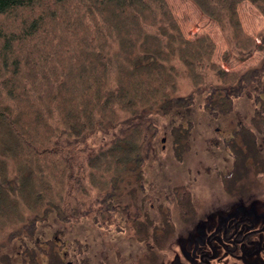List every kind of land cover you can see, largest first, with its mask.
<instances>
[{"label": "trees", "instance_id": "1", "mask_svg": "<svg viewBox=\"0 0 264 264\" xmlns=\"http://www.w3.org/2000/svg\"><path fill=\"white\" fill-rule=\"evenodd\" d=\"M189 1L236 57L264 50V32L258 44L239 14L249 1L264 18V0ZM216 50L210 34H185L167 0H0V239L27 229L37 247L51 215L69 224L91 196L111 194L150 121L123 136L119 125L155 110L184 120L186 87L209 92L210 114L264 99L257 76L225 70ZM100 132L117 135L86 156L80 145Z\"/></svg>", "mask_w": 264, "mask_h": 264}, {"label": "flooded vegetation", "instance_id": "2", "mask_svg": "<svg viewBox=\"0 0 264 264\" xmlns=\"http://www.w3.org/2000/svg\"><path fill=\"white\" fill-rule=\"evenodd\" d=\"M235 101L218 116L231 114ZM251 103L257 104L251 114L236 110L234 118L220 119L215 132L221 139L204 149L216 159L213 167L158 186L148 183L140 156L123 171L132 179L119 180L122 195L114 188L101 208L87 212L94 215L86 248L73 237L69 260V243L57 233L52 253L67 264H264V134L254 139V130L264 128V99ZM40 241L48 253L49 242Z\"/></svg>", "mask_w": 264, "mask_h": 264}, {"label": "rangeland", "instance_id": "3", "mask_svg": "<svg viewBox=\"0 0 264 264\" xmlns=\"http://www.w3.org/2000/svg\"><path fill=\"white\" fill-rule=\"evenodd\" d=\"M167 1L182 29L189 38H194L203 33L211 35L217 45L214 60L220 63L222 68L229 71H251L253 75L257 76L256 78L261 86H264V50L256 51L246 58L242 56L236 57L233 53L228 51L225 37L218 26L206 17L193 2L189 0ZM239 14L245 30L250 35L257 38V43L260 44L261 39H259L258 36L261 32H264V18L262 15L249 1H244L239 5ZM253 84L257 83L253 82L251 85ZM185 91L187 93L192 91L190 94L195 97L193 100L195 103L194 105L189 106V112H187L186 115L187 118L190 117L189 122L187 120H182V115L180 113L175 114L174 111L166 113L162 110H155L146 114L145 118H134L119 125L117 132H119L118 134H120V136H123L133 125L141 123L143 119L150 121V128L146 133V139L143 143V151L141 154L142 158L146 159V162L144 163L146 172L145 178L148 183L155 182L156 185L160 186L166 184V181L169 179L186 180L188 179L187 174L199 177V170H203L208 166L213 167L216 163V159L209 156L204 149L207 150L206 143H212L215 140L221 139V136L215 132V129L218 126H221L219 124L221 121L220 119H226V117L230 119L234 118L237 115V112H242L244 115H248V113L251 114L252 110L257 106V104L252 105L251 103V101L255 100L252 95V98L249 99L236 100L235 102L237 103H235L236 108L234 111L231 114H225L221 117L218 116V114H210V111L206 110V106L215 102L211 98L207 99L209 97V92H207V90L186 87ZM240 101L249 102L245 104L243 102L240 103ZM252 106H254V108ZM231 110H233V108ZM236 110L237 112H235ZM257 115L260 116V113ZM182 122L183 124H181ZM111 128L112 127L110 126L109 129ZM186 130L191 134L189 139L184 135ZM254 131V139L257 140L258 138H262L264 128H262V133H260L261 131ZM117 132L114 134L109 132L110 134H106L105 138L101 132L99 134H90L84 139L85 141L80 147L85 151L86 156H89L90 154L95 153L101 144L106 146L111 144V142L114 141ZM163 138H166L165 142H162ZM163 147L165 149H163ZM174 148H183L185 150L183 151L184 154H177L173 151ZM217 149L218 148L213 150ZM106 167L108 166H105L104 168ZM124 172L120 175L121 182L125 179H132L130 175L125 176ZM257 177V173L254 171L252 179H256ZM115 189V194L117 196L122 195L119 185H117ZM102 198L104 199L103 195L98 196L97 194H94L91 196L87 200V203L78 211V220L74 217L75 219L73 222L69 224L62 221H55L54 223L52 221L53 215H51L49 222L45 221L42 225L40 224L38 226V230L34 235H38L40 239H46L49 242L48 253H45L43 249L40 248L42 244L40 243L41 241L36 247L35 242H33V239L30 236L33 232H26L27 229L23 234V238L11 236L1 238L0 264H67L62 263L60 258L52 253L51 248L54 246V237L57 233H61V235L68 241L69 247H67V250L70 251V254L68 255L69 260L71 259L73 252V237L77 236L81 238L84 242L83 246L85 249L86 243L92 234V231H90L91 225L89 218L94 215V213H92L90 217L86 214L89 211L95 212V210L101 208L99 203ZM0 221L4 224L9 223V220L4 218ZM43 224L45 225L43 226ZM51 225L56 227L55 230L50 229ZM45 231H47L46 234H43ZM42 235H46L45 238Z\"/></svg>", "mask_w": 264, "mask_h": 264}, {"label": "water", "instance_id": "4", "mask_svg": "<svg viewBox=\"0 0 264 264\" xmlns=\"http://www.w3.org/2000/svg\"><path fill=\"white\" fill-rule=\"evenodd\" d=\"M164 140H165V139H164ZM164 140H163V141H164Z\"/></svg>", "mask_w": 264, "mask_h": 264}]
</instances>
